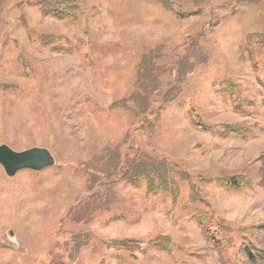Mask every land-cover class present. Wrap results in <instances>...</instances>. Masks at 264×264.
<instances>
[{
	"label": "rangeland",
	"instance_id": "1",
	"mask_svg": "<svg viewBox=\"0 0 264 264\" xmlns=\"http://www.w3.org/2000/svg\"><path fill=\"white\" fill-rule=\"evenodd\" d=\"M3 144L57 162L0 165V264H264V0H0Z\"/></svg>",
	"mask_w": 264,
	"mask_h": 264
},
{
	"label": "trees",
	"instance_id": "2",
	"mask_svg": "<svg viewBox=\"0 0 264 264\" xmlns=\"http://www.w3.org/2000/svg\"><path fill=\"white\" fill-rule=\"evenodd\" d=\"M43 7V6H42ZM44 9V8H42ZM177 15H181V14H177ZM64 19L66 18H72L71 16H65L63 17ZM188 118L193 122V127L198 130V131H202V132H206L212 135H222V130H215L214 128H211L209 126H205V124L203 122H201L197 117L196 114L194 115V112L189 111L188 110ZM190 115V116H189ZM158 127V126H157ZM156 127V128H157ZM236 130L233 129L231 132H235ZM173 163V162H172ZM141 164H133L132 167L129 170V177H131V181L133 182L134 186H141L142 183H145L147 186V193L148 194H158L161 193L164 198H168L171 201L175 202V199H178V197L180 198V185L179 182H174L172 179H169V176L166 175V170L162 168H156L155 165L152 166L153 170H151V166L147 169L145 168H140ZM173 167L175 168H179L180 172H181V177L183 178L182 181L186 182H190V174L192 173L190 170L188 169H183L179 164H172ZM183 166V165H182ZM146 171V172H145ZM147 172L152 175L154 173V177L152 182L151 177H147ZM192 175V174H191ZM200 177V176H199ZM216 177V176H215ZM214 177V178H215ZM188 178V179H187ZM158 181L162 184L161 186L156 185L158 184ZM215 182L218 183L219 185L228 188V189H233V190H239L241 187V184L239 182L238 179H234L230 176H226V175H221L219 177H217L215 179ZM165 187L167 189V187L169 186V189L167 191H162V187ZM193 185L190 187L191 191V195L189 198V205L191 204L192 206L194 205V202L196 201V199L194 198V194H193V189H192ZM176 189V190H175ZM189 193V192H188ZM193 218L197 219L198 218V213L192 215ZM200 226L203 230L204 235L208 238V239H213L211 237V229H208L203 222H200ZM217 233V232H214ZM161 239V238H159ZM130 242V241H129ZM158 239H153L151 241V245L154 246H158L156 244H158ZM251 252H256L260 257L263 253L262 250L260 249H256V247L253 245L251 246ZM130 249V248H128ZM145 249L143 248L141 251H144ZM163 250L164 251H168V249H166L165 245L163 246ZM249 256V254H248Z\"/></svg>",
	"mask_w": 264,
	"mask_h": 264
},
{
	"label": "water",
	"instance_id": "3",
	"mask_svg": "<svg viewBox=\"0 0 264 264\" xmlns=\"http://www.w3.org/2000/svg\"><path fill=\"white\" fill-rule=\"evenodd\" d=\"M0 165L7 176L13 178L23 170L41 172L51 168L56 165V158L51 150L45 147L16 151L3 144L0 146Z\"/></svg>",
	"mask_w": 264,
	"mask_h": 264
},
{
	"label": "bare ground",
	"instance_id": "4",
	"mask_svg": "<svg viewBox=\"0 0 264 264\" xmlns=\"http://www.w3.org/2000/svg\"><path fill=\"white\" fill-rule=\"evenodd\" d=\"M56 158V157H55ZM57 162V161H56Z\"/></svg>",
	"mask_w": 264,
	"mask_h": 264
}]
</instances>
